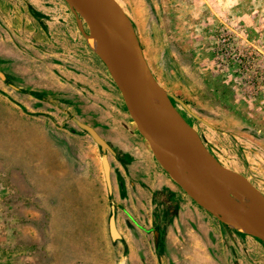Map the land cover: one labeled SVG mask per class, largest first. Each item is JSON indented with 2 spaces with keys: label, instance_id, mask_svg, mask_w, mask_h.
<instances>
[{
  "label": "rangeland",
  "instance_id": "1",
  "mask_svg": "<svg viewBox=\"0 0 264 264\" xmlns=\"http://www.w3.org/2000/svg\"><path fill=\"white\" fill-rule=\"evenodd\" d=\"M115 1L172 106L264 196V0ZM85 34L64 0H0V74L10 84L0 77V264H174L175 227L169 255H155L130 227L128 203L108 195L102 152L74 119L147 156L152 185L175 192L190 224L192 264H230L231 251L239 264H264L263 242L200 207L158 163Z\"/></svg>",
  "mask_w": 264,
  "mask_h": 264
},
{
  "label": "water",
  "instance_id": "2",
  "mask_svg": "<svg viewBox=\"0 0 264 264\" xmlns=\"http://www.w3.org/2000/svg\"><path fill=\"white\" fill-rule=\"evenodd\" d=\"M64 1L77 17L83 19L89 47L104 64L138 132L162 168L200 207L264 243V196L246 178L223 166L172 106L171 96L155 80L132 26L117 2L112 0L119 8L124 29L94 9L87 0ZM143 86L161 93L176 125H170L151 113L152 103L145 102L141 96ZM74 121L100 146L102 153L110 150L94 129ZM101 164L111 196L106 156L101 157ZM108 229L113 243L122 239L116 230L113 204ZM119 264H126V260Z\"/></svg>",
  "mask_w": 264,
  "mask_h": 264
},
{
  "label": "flooded vegetation",
  "instance_id": "3",
  "mask_svg": "<svg viewBox=\"0 0 264 264\" xmlns=\"http://www.w3.org/2000/svg\"><path fill=\"white\" fill-rule=\"evenodd\" d=\"M31 11L34 12L32 9ZM2 75V83L9 86L10 84L7 83L6 79L7 76L4 74ZM78 128L80 129L79 126ZM92 129L96 131L110 148V150H106L105 153H102V157L106 156L109 165L111 196L109 193L108 195L110 197L114 196L116 200L118 198L117 201H120V205H126L123 203L124 201L128 203L126 206L130 211L125 210V208L123 210L129 220L130 227L133 231L137 232V234L141 235L142 240L145 239L152 243L155 255H169L170 248L167 246L169 240L168 233L170 228L174 229L175 227V231L178 232L177 235L179 236L177 241L174 242L175 245L173 244L174 247H172L176 255L174 264H192L195 252L192 250L193 243L190 235L191 231L189 229L190 224H188L187 220L186 224H182L183 219L180 213L181 204L177 201L175 192L168 191L164 185L161 186L160 183L152 185L150 178L154 174L149 169L151 167L148 165V162L144 159V157L147 156L143 155L136 145L126 140V142H130L127 148L115 147L106 135L100 134L95 128ZM88 136L90 137V135ZM91 140L94 141L92 138ZM139 141L141 145H144L146 148L143 140L139 139ZM96 145L100 148L98 144ZM113 160L118 162L119 168H121L123 173V178L121 177L122 175L118 177L113 174V169L115 168ZM113 206L115 226L118 232V220L116 219L117 208L115 204H113ZM194 233L196 232L194 231ZM235 253H237V251H235ZM231 254L230 264H239L234 257V252L231 251ZM185 259L190 261L186 262L184 261Z\"/></svg>",
  "mask_w": 264,
  "mask_h": 264
},
{
  "label": "bare ground",
  "instance_id": "4",
  "mask_svg": "<svg viewBox=\"0 0 264 264\" xmlns=\"http://www.w3.org/2000/svg\"><path fill=\"white\" fill-rule=\"evenodd\" d=\"M87 1L89 5H91L94 9L102 13L108 19L112 20L116 26H118L120 29H124V21L122 20V17L118 14L117 10L115 9L114 1L112 0H87ZM92 45H94L93 42ZM141 96L145 102L149 101L152 103L151 113L154 116H156L160 120H163L164 122L170 125H176V123L168 121L164 118L166 112L162 105L163 97L158 90L150 89L146 86H143L141 88ZM178 131L181 132V129L178 128ZM193 184L196 185L195 181H193Z\"/></svg>",
  "mask_w": 264,
  "mask_h": 264
}]
</instances>
